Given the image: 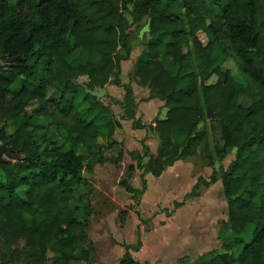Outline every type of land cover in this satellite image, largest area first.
I'll use <instances>...</instances> for the list:
<instances>
[{
	"label": "trees",
	"instance_id": "1",
	"mask_svg": "<svg viewBox=\"0 0 264 264\" xmlns=\"http://www.w3.org/2000/svg\"><path fill=\"white\" fill-rule=\"evenodd\" d=\"M142 23L148 39L133 75L166 112L148 126L156 154L143 145L127 167L141 171V189L120 185L137 199L145 174L159 177L198 147L206 152L214 131L220 159L235 150L218 172L227 205L221 246L182 262L264 264V0H0V56L10 61L0 71V142L9 157L0 160V264L89 262L91 176L121 123L85 88H122V119L146 127L120 65L132 49L128 29ZM128 248L117 264H143Z\"/></svg>",
	"mask_w": 264,
	"mask_h": 264
},
{
	"label": "rangeland",
	"instance_id": "2",
	"mask_svg": "<svg viewBox=\"0 0 264 264\" xmlns=\"http://www.w3.org/2000/svg\"><path fill=\"white\" fill-rule=\"evenodd\" d=\"M142 27L143 23L128 29L131 43ZM146 39L147 33L142 43ZM199 39L202 43L206 42L203 34L199 35ZM142 43L132 48L129 59L120 65L122 82L131 83L133 89L135 119L146 127L140 131L134 121L122 119L125 114L120 103L124 91L108 84L100 100L112 109L121 127L115 132L117 143L104 149L105 161L94 167L91 176L93 189L88 197L91 212L84 244L85 249H89V262L70 264H117L126 246L131 256L143 264H183L185 260L196 259L221 246L218 232L227 219V205L218 172L220 168L228 167L234 159L235 150H228L220 159L215 146L219 149L221 143L214 131L207 132L206 152L198 147L194 154L166 168L159 178L145 175L146 190L137 199L120 185L121 180H125L133 188L141 189V171L135 169L128 172L127 167L135 165L134 153H143V145H147L148 155L156 154L159 141L153 128L148 126H153L158 117L164 116L162 106L157 108L160 100L150 98L148 88L140 85L133 75L134 62L143 49ZM9 64L7 57L0 56V71ZM222 67L238 77L230 60H226ZM214 80L212 78L209 82ZM78 81L84 83L86 78L80 77ZM210 123L207 120L205 125L208 127ZM100 143L105 146L110 141L100 140ZM119 149L123 151V156L114 163L112 159L117 157ZM3 159L9 157L7 148L0 142V160ZM213 172L217 180L210 183ZM143 242L147 248L142 251Z\"/></svg>",
	"mask_w": 264,
	"mask_h": 264
},
{
	"label": "water",
	"instance_id": "3",
	"mask_svg": "<svg viewBox=\"0 0 264 264\" xmlns=\"http://www.w3.org/2000/svg\"><path fill=\"white\" fill-rule=\"evenodd\" d=\"M149 31V27H148V23H146L138 32L137 38L131 43V48H134L136 45H139L142 43V38L144 36L145 33H148ZM85 91L87 93H89L90 95L96 97L97 99L102 98L105 93L106 90L105 88H100V87H95L93 90H89L87 88H85Z\"/></svg>",
	"mask_w": 264,
	"mask_h": 264
},
{
	"label": "crops",
	"instance_id": "4",
	"mask_svg": "<svg viewBox=\"0 0 264 264\" xmlns=\"http://www.w3.org/2000/svg\"><path fill=\"white\" fill-rule=\"evenodd\" d=\"M157 99V98H156ZM158 103H160V105L157 107V108H159L160 106H162V109H163V114H165V112H166V109L165 108H163V105H162V101H160V102H158ZM143 130V129H142ZM140 131H141V129H140ZM143 138H144V134H143ZM147 146V145H146ZM178 161H180V160H178ZM178 161H176V162H178ZM175 163V162H174ZM173 163V164H174ZM171 166H173V165H171ZM170 167V166H169ZM168 168V167H167ZM165 171V170H164ZM163 171V172H164ZM162 172V173H163ZM145 175H150V174H145ZM145 175H144V178H145V180H146V177H145ZM162 175V174H161ZM161 175L159 176V177H161ZM152 176V175H151ZM152 177H154V176H152ZM159 177H154V178H159ZM146 185H147V182H146ZM145 192V191H144ZM143 192V193H144ZM142 193V194H143ZM140 248V247H139ZM147 247L145 246V243L143 242V245H142V247L140 248V249H142V251L143 250H145ZM183 251V247H182V249L180 250V252H182ZM179 254V253H178ZM176 255V254H175ZM202 256V255H201ZM175 258V257H174ZM198 257H196V259H197ZM173 259V258H172ZM176 259V258H175ZM180 259V258H179ZM196 259H191L189 262H192V261H195ZM172 261H174V259L172 260ZM140 262V261H139Z\"/></svg>",
	"mask_w": 264,
	"mask_h": 264
}]
</instances>
